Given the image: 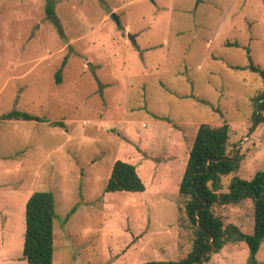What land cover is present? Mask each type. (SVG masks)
<instances>
[{
    "label": "rangeland",
    "instance_id": "obj_1",
    "mask_svg": "<svg viewBox=\"0 0 264 264\" xmlns=\"http://www.w3.org/2000/svg\"><path fill=\"white\" fill-rule=\"evenodd\" d=\"M196 2L0 0V264H28L36 191L55 197V264L186 257L194 233L179 188L202 123L230 125L235 176L264 171L251 100L263 82L250 68H264V0ZM13 110L40 120L4 119ZM117 160L137 167L144 192L106 191ZM215 211L235 238L252 233L251 200ZM211 256L252 264L243 240Z\"/></svg>",
    "mask_w": 264,
    "mask_h": 264
},
{
    "label": "trees",
    "instance_id": "obj_2",
    "mask_svg": "<svg viewBox=\"0 0 264 264\" xmlns=\"http://www.w3.org/2000/svg\"><path fill=\"white\" fill-rule=\"evenodd\" d=\"M48 11L53 15V8ZM251 58V56H250ZM252 60V58H251ZM68 63V55L57 73V82ZM263 82V88L251 98L254 106L253 122H264V68L250 64ZM4 119L40 120L28 112L13 110ZM231 128L228 123L212 125L202 123L196 135L185 172L180 183V194L185 200V212L193 229L191 251L180 260H149L140 264H209L212 251L218 253L232 240H243L250 251V262L256 264L257 253L264 240V171H258L248 180L235 176L242 157L231 146ZM234 175L225 187L224 177ZM146 185L137 167L127 161L117 160L106 185L107 192H144ZM251 200L254 209L252 233L239 232L235 238L231 226L216 214L215 208L239 205ZM26 230L24 257L28 264H55V197L50 191H36L26 204Z\"/></svg>",
    "mask_w": 264,
    "mask_h": 264
},
{
    "label": "water",
    "instance_id": "obj_3",
    "mask_svg": "<svg viewBox=\"0 0 264 264\" xmlns=\"http://www.w3.org/2000/svg\"><path fill=\"white\" fill-rule=\"evenodd\" d=\"M201 2H202V0H197L196 9L198 8V6L200 5ZM112 17L115 18V20H117L118 23H120V19L116 14H112ZM212 252H214V250Z\"/></svg>",
    "mask_w": 264,
    "mask_h": 264
},
{
    "label": "crops",
    "instance_id": "obj_4",
    "mask_svg": "<svg viewBox=\"0 0 264 264\" xmlns=\"http://www.w3.org/2000/svg\"><path fill=\"white\" fill-rule=\"evenodd\" d=\"M130 37L132 38V35H130ZM133 39V38H132ZM145 150H143L144 152ZM190 153V152H189ZM133 164V163H132ZM162 174V172H160V175ZM183 177V176H182ZM146 185V184H145ZM147 188V187H146ZM156 191H159V189L157 187H155Z\"/></svg>",
    "mask_w": 264,
    "mask_h": 264
}]
</instances>
